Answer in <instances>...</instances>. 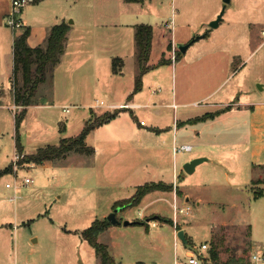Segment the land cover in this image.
<instances>
[{
	"label": "rangeland",
	"instance_id": "1",
	"mask_svg": "<svg viewBox=\"0 0 264 264\" xmlns=\"http://www.w3.org/2000/svg\"><path fill=\"white\" fill-rule=\"evenodd\" d=\"M107 2H109V5ZM112 2L113 0H41L31 3L25 9L31 30H33L31 36L32 45L40 39L37 28L39 24L43 25L49 20L56 24L63 19L68 24H71V20L77 21L79 27H84H78L77 31L81 30L83 32V36L86 37V43L82 47V44L77 41L70 47L69 54L65 56L63 64L59 67L56 65L52 73L48 74V78L52 79L54 70L58 67L54 78L55 91L52 95L49 93L44 95L48 98L51 97L56 105L50 110L52 113L45 114L46 130L49 133L44 138L41 136V139H38L36 136H26L25 127H23L22 131L20 130L22 133L21 142L26 153L21 152L23 157L17 160V171L14 169L15 162L13 158L16 152L14 118L11 111L0 107V169H3L11 162L8 172L0 176V264H24L25 259L28 257L32 260L42 259L48 264H82L91 262V257L95 258L96 251L82 238L81 232L79 233L76 230L84 229L95 218H102L104 213L107 214V217L114 211H116V216L121 221H132L127 226L124 224L112 225L113 228L111 230L101 232L102 234L100 233L101 235L99 234L98 236V240L107 246L115 264H167L173 260L176 248L175 240L173 239L172 229L169 227L170 223L165 221L167 218H173L172 194L163 193L165 198L154 202L150 206H145L146 202L149 201V199H146L145 202L143 201L135 206L113 208V206L111 207L112 203H109V200L107 202L101 191H99L98 195V193H92L87 189L88 195L85 196L87 192H83V189L75 188L79 184L78 175L71 182L63 179L64 168L68 166L74 168L81 160L89 162L90 157L88 155H80L71 151L66 159L54 160L52 164H47L45 167L26 160V155L36 152L37 148L42 146V144H58L62 136H74L77 126L83 120L90 119L93 121V119L97 118L91 109L104 110L103 107H105L102 104L99 105L100 108H91L92 105L99 104L101 101L109 102L107 95L110 89L103 87V84H95L91 81L87 83L84 80L85 83L83 84L80 79H78L79 87H75L73 83L76 82L74 79L76 78L75 75L79 74L76 68L81 63H85L86 60H90L95 53L97 54L101 51V43L99 41L103 42V46L107 45V42L101 39L104 30L96 26L102 19L96 18L101 13H106L111 18L114 15L112 10H115V5ZM153 7L159 8L157 5H153ZM159 9L164 11V19L169 20L167 22L170 23V18L173 15L171 5L165 3ZM222 9H224V13L219 25L211 27V21L217 18ZM179 10L182 21L187 22L188 26L182 27L178 34V49L180 45L186 44L197 36L204 35V37L192 41L187 50L180 53L178 62L182 61V64L177 68L178 89L180 90L183 80H188L187 86L189 87L192 86V80L197 81V75L193 67L188 63L206 50L208 45L205 42L209 36L216 39L225 38L230 47L235 46L238 48V53L233 60L231 69L237 68V66L240 67L218 89L220 94L217 98L223 94H231L230 99L232 102L240 99L253 100L256 95H264V0H230L228 3H225L224 0H192V3H187L183 6L179 5ZM212 10L214 13L210 15ZM175 14L178 17V10L174 12V16ZM56 15L64 17L63 19L62 17L54 19ZM238 16L243 19H233ZM106 20L111 21V19ZM23 29L24 27L18 30L24 31ZM169 32L170 30H168ZM236 32L237 36L235 37ZM76 50H83L88 53V56L80 57L79 54H74ZM158 50L159 46L155 45L154 60L158 58ZM104 58H107V56L96 58L92 64H96L97 60H100L98 61L100 66H103V64L108 65L107 62L105 63ZM241 62L242 65H240ZM68 64L73 66V68L69 69ZM149 72V77L156 76L160 85L165 89L164 92H169L172 84L171 63L157 64ZM66 74H69V80L64 78ZM97 75L106 77L107 73L98 70ZM206 75L211 76L210 73H206ZM219 78L218 74L212 79L210 77V82L217 81ZM19 79L18 82L21 84V76H19ZM134 79L135 77L124 80L119 94L124 93L130 85V81H134ZM209 86L213 85L210 84ZM44 90L45 86H42L41 91ZM74 97H77V99L74 100ZM185 100L191 103L187 107L180 108L181 111H188L190 114H194L203 110L200 105L193 104V100H198L197 97L185 96ZM200 102L197 101L196 104ZM75 103L80 104V107L74 108L73 104ZM233 107L226 108L220 114L230 111ZM18 110H20V107ZM66 110H69V112H65ZM168 110L173 111L171 108ZM125 113L129 115V118L133 119L130 118L133 122H138L136 125L141 126L139 123L141 119L152 122L151 114L146 109L137 111L138 121L136 116L131 115L128 111H125ZM58 118H60L61 123H67L68 125L66 131L61 133L64 135L60 134V137H55L50 132L55 128V124L60 126L57 123ZM67 118L69 121H67ZM31 124L33 126V122ZM184 125L190 126L189 123L183 122L180 127ZM215 131H219V138L230 136L231 139H239L241 136L245 137L246 127L240 124L239 129L234 130L230 134L228 132L222 133L221 128L217 127L202 136H214ZM193 135L192 130H190L188 141L193 143L194 149L190 152L176 154L179 164L180 189L187 192L190 197V201L187 203H184L183 197H180L179 204L189 207L190 211L189 214H178V228H185V236L188 237L191 245H200L206 242L208 249L205 254L209 258L211 257V251L216 247L218 259H211L212 262L210 264H226L221 262L237 260H244L246 264L255 263L252 259L253 253L261 248L255 243L249 244L248 225L247 227L224 226V222L229 221V218L233 216V209L228 203V199L216 194L214 188L208 185V173L203 168L218 159V156H214V153L210 151L203 150L200 152ZM207 150L212 151L214 148L210 147ZM197 155L206 157L208 160L199 163L198 169L193 173H187L182 168L184 163L197 158ZM171 157H169V162H171ZM163 159L168 160L167 153L166 158L163 157ZM223 159H226V161L231 160L229 156L221 155L220 160L223 161ZM236 159L240 160L238 156ZM30 164L34 165L30 166ZM26 176L31 177L33 182L30 184L24 183L23 179ZM150 181L148 178L145 182ZM7 183L11 184V189H7ZM69 186H72L73 189L69 190L67 188ZM53 189H56V191L54 192ZM129 189L126 192L121 191L119 194L125 198L130 197L134 192L131 187ZM172 189H174V185H172ZM10 190L13 192L17 190L22 197L16 202L8 201L7 197ZM65 190L69 191L66 192ZM66 193L74 196L75 200H70L69 203L65 204ZM59 194H62L63 199L55 204L54 196ZM199 198L201 200L200 204L198 203ZM108 203L109 206L107 205ZM15 206H17V211ZM154 209L160 212L154 216L160 217H153L147 220V218L153 216L149 215V213ZM140 210H142L145 217L139 216L138 212ZM125 216L130 218L125 219ZM136 221H147L148 226L135 224ZM153 222H157L156 227L151 225ZM15 225L16 228L19 227L16 235L14 232ZM65 229H70L68 233L71 234H68ZM34 239H37L38 242L34 241ZM81 239L86 243L87 249L91 251L88 257L83 246L82 248L79 246ZM177 242V253L182 258L184 257L185 247L188 245L184 246L185 243L179 237ZM30 252L34 253L31 254Z\"/></svg>",
	"mask_w": 264,
	"mask_h": 264
},
{
	"label": "crops",
	"instance_id": "2",
	"mask_svg": "<svg viewBox=\"0 0 264 264\" xmlns=\"http://www.w3.org/2000/svg\"><path fill=\"white\" fill-rule=\"evenodd\" d=\"M107 3L109 5V2ZM165 3L171 5V10L173 12V15L170 18V23L167 22L169 20L164 19V11L159 9L160 7H163ZM187 3H192V0H113L112 4L115 5V10H112V12H114V15L109 18L106 13H101L98 18H96L102 19L96 26H99L104 30L101 39L105 40L107 45L103 46V42L99 41L101 43V51L97 54L95 53L90 60H86L85 63H81L76 68V71H78L79 74L75 75L76 78L74 79L76 82L73 83V85L79 87L78 79H80L83 84L85 83L84 81H87V83L88 81H91L95 84H103V87H108V89H110L107 95L109 102H104V110H91L96 117L105 112H114L115 109L117 114L110 120L97 125L87 134L85 144L88 147H92L93 152L88 154L77 151L73 152L80 155H88L90 161L84 162L81 160L74 168H70L69 166L64 168L63 179L64 181L71 182V180L78 175L77 180L79 184L78 186H75V188L83 189V192H87L85 196L88 195L87 189L92 193H98V195L99 191H101L103 196L106 197L107 202L109 200V203H112L111 207L117 201L129 198L121 196L119 194L121 191L126 192L130 190L129 188L131 187L135 193L136 188L139 185L148 183L145 182L148 178L151 180L150 182H162L171 186L174 185V189L171 191L155 190L149 192L142 198L140 203L149 199L145 206H150L154 202L164 199L165 197L163 196V193L172 194V201L174 203L176 200L178 206L180 205V197H183L184 203H187L190 201V197L187 192L180 189L179 164L176 159V154L173 153V146L178 145L179 143H190L193 150V143L188 141L190 138V130H192V133L194 134L193 138L196 139V146L200 149L199 151H210L214 153V156H218V159L210 162V165L203 169L208 173V185L214 188L216 194H220L228 199L227 201L233 209V216L229 218V221L224 222L223 225L238 227H247L248 225L249 244L255 243L261 248L254 252L253 255L257 254L264 257V95H256L253 100L240 99L232 102L230 99L231 94H223L217 98L220 94L218 89L223 83L229 80L240 67L237 66V68L231 69L233 60L237 56L238 48L235 46L230 47L225 38L216 39L215 37L209 36L206 38L205 42L208 45L206 50L198 54L195 59L188 63L193 67L198 78L197 81L192 80V86L189 87L187 86L188 80H183L180 90L178 89L177 68L182 64V61L178 62L177 59L173 62L170 59V55L172 54V49L175 48L176 51L178 49L177 37L182 27L188 26L187 22L182 21L179 12V5L183 6ZM100 4L105 6L103 3ZM153 5H157L159 8H154ZM27 6L22 9L20 14L24 23L23 30L26 28L30 29V33L27 37V44L30 47H45L50 29L54 24L50 22V20L43 25L39 24L37 28L39 30L38 35H40V39L32 45L31 36L33 30H31L28 20L29 18H27L25 14ZM11 9L12 0H0V107L11 111L15 123V115L18 108H16L15 104V91L13 86V44L15 37L22 31L12 29L6 24L5 18ZM176 10H178L179 13L178 17L176 14L174 16ZM213 13L212 10L210 15H213ZM59 17H62L63 19L64 16L56 15L54 19H59ZM106 19H111V21ZM233 19L243 18L238 16ZM62 21H65V19ZM142 23L149 24L153 28L151 52L147 62L149 69L142 76V87L140 90L134 92V79V81H130V85L125 92L119 94L123 81L136 77L139 72L136 58L135 31L136 26ZM69 25L70 29L67 33L65 50L57 64L58 67L65 61V56L69 54L68 52L71 46L77 41L82 44V47L84 46V43H86V37L83 36V32L81 30L77 31V28L79 27L77 21H73V23ZM79 28L84 27L81 26ZM168 30H170L169 33ZM236 36L237 32L235 37ZM201 37H204V35L195 37L193 40L189 41V43H192V41ZM155 45L159 46V50L157 51L158 58L156 60L153 59ZM74 54H79L80 57L88 56V53L83 50H76ZM104 55L107 56V58L104 59L105 63L107 62L108 65L103 64V66H100L98 64V61L100 60H97L96 64H92L95 62L96 58H100ZM163 58L168 63H171L172 69V84L167 93L164 92L165 89L160 85L156 76L149 77V70L159 64ZM114 59L121 61L119 67L121 69L119 72H115L113 69ZM240 65H242V62ZM58 67L55 68L52 79L49 77L43 83L39 84L34 103L27 106L26 114L19 128L20 142L22 138L20 130L22 131L23 127H25V134L28 137L36 136L38 139H41V136L44 138V136L49 133L48 130H46V115L52 113L50 110L56 105L50 96V98H48L44 95H48V93L52 95L55 91L54 78ZM68 68L72 69L73 66L68 64ZM98 70H102V72L105 71L107 76L104 77L102 75H97ZM206 73H210L211 76L206 75ZM217 74L220 78L217 81L210 82V77L212 79L216 77ZM64 78L69 80V74H66ZM210 84L213 86H209ZM42 86H45L44 91H41ZM185 96L197 97L198 100H193V104L197 106L200 105L203 110L194 114H190L188 111H181L180 108L187 107L189 103H191L185 100ZM75 99H77V97H74V100ZM197 101L201 102L196 104ZM123 103H128L129 108L108 107L110 104L121 105ZM99 105L101 104L96 103L92 105L91 108H100ZM231 106L234 107L228 112L222 114H220V112L213 118L208 117L206 119H199L207 113H215ZM73 107H80V104L75 103L73 104ZM21 108L22 107H20V109ZM170 108L173 109V111H169L168 109ZM142 109L148 110L151 114V123L147 120L141 119V121H144L145 123L141 124L140 121L139 123L141 126L136 125L138 122H133V119L130 117L131 120L129 115L125 113V111H128L131 115L136 116L138 121L137 111ZM65 112H69V110H66ZM89 120H83V122L77 126L76 134L74 136L60 137L61 135H64L61 133L66 131L68 124L61 123L60 118H58L57 123L60 126L55 124V128H53L50 133L55 137H58L61 134L59 136L60 139L75 137L82 131ZM67 121H69L68 118ZM32 122L33 126L31 124ZM183 122L189 123L190 126L184 125L183 127H180ZM240 124H243L246 127V131L245 137L241 136L239 139H231L230 136L219 138V131H215L214 136H202L203 134H207L209 130H213L217 127L221 128L222 133L228 132V134H230L234 130L239 129ZM21 145L23 149L22 151L26 153L22 142ZM48 145L56 144L44 143L40 147ZM210 147H213L214 150H207ZM16 150L15 142V151ZM70 153H68V155H70ZM166 153L168 155V160L163 159V157L166 158ZM221 155H227L231 160L226 161V159H223L222 161L220 160ZM67 156L64 159H66ZM170 156H172L171 162H169ZM197 156L199 157L200 155ZM237 156L240 160L236 159ZM53 161L54 160L45 161L42 164H39V166L45 167L47 164H52ZM10 163L11 162H9V164L3 169L10 166ZM198 167L199 166L197 165L195 170H197ZM3 169H0V171ZM59 177H61V175H59ZM67 188L69 190L73 189L72 186ZM7 189H11V187H7ZM255 190H262L263 194L255 197ZM53 191L55 192L56 189H53ZM65 191L68 192L67 190ZM21 197L22 196L17 190H14V192L10 190L7 199L10 202H16ZM62 199V194L55 195L54 203L57 204L58 201ZM70 200L74 201L75 197L66 193L65 204L69 203ZM198 201L200 204V198ZM109 203L107 204L108 206ZM179 207L184 206L180 205ZM15 210L17 211V206H15ZM138 213L139 216L145 217L142 210ZM159 213L160 212L154 209L149 215H153L152 217H159L154 216ZM106 215L107 214L104 213L102 218L95 219H104L106 218ZM178 217V214L177 217H175V211H173L172 219L176 221L174 222V225L170 224L169 227L172 229L176 248L174 250L173 260L167 264H173L176 255L178 256V231L184 229L183 231L185 234L184 227H182V229L178 228ZM127 218L130 217L125 216V219ZM112 225L103 232L111 230L113 228ZM151 225L156 227L157 222H155V225L153 223H151ZM18 228L19 227L16 228L15 225V235ZM69 230L70 229H65L67 233ZM82 230L83 229H78L76 231L80 233ZM77 236H79V234H77ZM34 241L38 242L37 239H34ZM85 244L84 240L81 239L79 246H81V248L83 246L88 257L91 251L87 249ZM30 253L32 254L34 252ZM90 261L91 262H84L82 264H102L101 258L97 254L95 258L91 257ZM233 262L234 261H226V264H235ZM24 264L48 263H45L42 259L32 260L28 257L25 259ZM258 264H264V261L259 262Z\"/></svg>",
	"mask_w": 264,
	"mask_h": 264
},
{
	"label": "trees",
	"instance_id": "3",
	"mask_svg": "<svg viewBox=\"0 0 264 264\" xmlns=\"http://www.w3.org/2000/svg\"><path fill=\"white\" fill-rule=\"evenodd\" d=\"M40 0H33V2H39ZM138 1V0H131ZM70 29V25L62 21L60 23L54 24L49 32L47 38V44L45 47L36 46L30 47L27 44V37L30 33V29L26 28L20 34L15 37L13 44L14 53V91H15V104L18 107H22L20 110L17 109L15 115V142L16 148L19 153L22 152V145L20 142L19 128L21 122L26 114L27 106L34 103V98L36 95L37 88L39 84L43 83L47 78L48 74L52 73L53 68L59 63L64 50L67 39V33ZM153 38V28L149 24H139L136 26L135 31V41H136V58L139 66V72L135 77V88L134 92L138 91L142 87V76L148 71L149 66L147 62L149 60L151 46ZM189 43V42H188ZM182 51L177 49L176 59ZM167 62L164 58L161 59L159 64ZM121 61L118 59L113 60V69L115 72H119ZM19 76H21V84L18 82ZM20 80V79H19ZM226 109V108H225ZM223 109V110H225ZM221 110V111H223ZM221 111L215 113L205 114L199 119L213 118L215 115L219 114ZM116 109L114 112H105L98 116L93 121H88L82 131L75 137L61 138L59 143L56 145H48L44 147H39L36 152L26 155V160L28 162H33L35 164H42L48 160H56L65 158L71 151H77L80 153H91L93 152L92 147H88L85 144V138L87 134L95 128L97 125L102 124L116 116ZM9 166L0 171V176L8 172ZM172 190V186L162 183V182H148L139 185L136 188L135 193L126 199L117 201L113 208L117 207H127L138 205L142 198L149 192L155 190ZM263 194L262 190H255L254 196L258 197ZM160 217V216H159ZM147 218V220L152 219ZM161 219V218H160ZM166 222L173 225V219L167 218ZM135 224H144L148 226L147 221H136ZM112 224L107 218L95 219L89 226L81 231V236L83 239L95 249L96 254L101 258L102 264H115L113 256L109 253L107 246L98 240V236L101 232L106 230ZM187 242L185 245H190L189 239L185 236ZM212 260L218 259V252L216 247L211 251L210 254ZM226 263V262H225ZM228 263V262H227ZM233 263H245L244 260H237Z\"/></svg>",
	"mask_w": 264,
	"mask_h": 264
},
{
	"label": "built area",
	"instance_id": "4",
	"mask_svg": "<svg viewBox=\"0 0 264 264\" xmlns=\"http://www.w3.org/2000/svg\"><path fill=\"white\" fill-rule=\"evenodd\" d=\"M31 3H33V0H12V9L10 10V12L8 13V15L6 16V24L11 27L12 29H19L24 27V23L22 21L21 18V11L22 9L27 6L30 5ZM171 60L173 62L176 61V50L175 48L172 49V54H171ZM99 104H104L103 101H101ZM109 108H129V104L128 103H123L121 105H115V104H110L108 105ZM16 108H19L16 105ZM141 124H144V121L140 122ZM192 150V145L190 144H181V145H174L173 146V153L174 154H178L180 152H190ZM21 157H23L21 155V153L19 154V152L16 150L15 154H14V169L17 171L18 170V164H17V160L20 159ZM34 164H30V166H33ZM23 182L26 184H30L33 182V179L29 176L24 177ZM6 187H11L10 183L6 184ZM15 198V196H14ZM173 208L175 211V217H177V214L179 213H184V214H189V207H179L177 204V201L175 200L173 203ZM176 221V220H175ZM174 221V222H175ZM153 224L155 225V223L153 222ZM208 249V244L206 242L197 245V244H193V245H188L186 247V251H185V255L184 257L180 258L179 256L176 255L174 263L173 264H210L211 262V258H209L205 252ZM252 259L254 260V262L256 264H258L259 262H262L264 260L263 256H259L257 254H254L252 256Z\"/></svg>",
	"mask_w": 264,
	"mask_h": 264
},
{
	"label": "water",
	"instance_id": "5",
	"mask_svg": "<svg viewBox=\"0 0 264 264\" xmlns=\"http://www.w3.org/2000/svg\"><path fill=\"white\" fill-rule=\"evenodd\" d=\"M230 0H224L225 3H228ZM224 13V9H222L221 13L217 16L216 19H214L213 21H211L210 23V26L211 27H217L219 25V22L222 18V15ZM73 21L71 20V23ZM190 43H187V44H184V45H180L179 46V49L182 51V52H185L187 50V48L189 47ZM206 158L205 157H197V158H194L192 159L191 161H188L186 163H184L183 165V169L187 172V173H193L195 171V168L196 166L205 161ZM111 224L113 225H119V224H124L125 226L127 225H130L132 223V221H129V220H124V221H121L120 219L117 218L116 216V211L112 212L111 214H109L107 217H106ZM178 237L183 241V243H186L187 240L185 238V234H184V231L183 230H179L178 231Z\"/></svg>",
	"mask_w": 264,
	"mask_h": 264
}]
</instances>
